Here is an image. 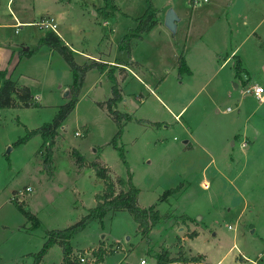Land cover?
Here are the masks:
<instances>
[{"label":"rangeland","instance_id":"obj_1","mask_svg":"<svg viewBox=\"0 0 264 264\" xmlns=\"http://www.w3.org/2000/svg\"><path fill=\"white\" fill-rule=\"evenodd\" d=\"M169 9L179 18L175 33L165 26ZM148 10L157 24L138 35ZM10 11L30 25L9 26ZM51 15L78 65L105 67L86 73L75 109L54 139L49 175L44 139L30 133L52 123L74 85L61 55L39 46L44 32L33 25ZM180 55L188 72L175 67ZM0 72L31 94L29 107L0 109V264H34L47 231L64 230L95 207L103 184L91 163L107 167L114 182L129 171L138 206L155 207L162 219L147 242L128 212H108L70 240L74 255L96 253L105 241L121 249L103 264H157L161 250L204 255L208 263L264 264V103L242 94L253 84L264 87V0L198 6L190 0H0ZM115 85L121 100L114 110L125 116L116 147L110 143L118 125L100 106ZM202 177L207 190L197 183ZM11 199H19L38 226ZM185 221L197 238L188 237ZM179 236L186 237L184 249ZM61 261V248L52 245L39 264Z\"/></svg>","mask_w":264,"mask_h":264},{"label":"trees","instance_id":"obj_2","mask_svg":"<svg viewBox=\"0 0 264 264\" xmlns=\"http://www.w3.org/2000/svg\"><path fill=\"white\" fill-rule=\"evenodd\" d=\"M157 24V20L153 18V14L148 10L144 15L139 18L137 31L138 35L150 32ZM256 36V35H255ZM39 46H46L51 51L57 52L61 55L64 61L70 68V71L74 75V85L70 89V100L64 106L60 108L57 115L54 117L52 123L46 124L38 129L33 130L31 134H40L44 139V157L43 166L44 169L50 175L51 163H52V147L55 137L58 135L57 131L59 127L62 126L65 119L73 112L76 103L78 101V95L80 89L85 80L86 73L91 69H103L105 64L101 62H92L87 65H78L73 57V51L67 47L61 40V38L54 33L52 30H46L42 38L40 39ZM236 75L241 76L244 70L241 67V61L239 58L236 59ZM126 66L122 63H117L116 66ZM112 66V65H110ZM118 66V67H119ZM175 67L179 69H186L188 72V67L186 66L184 57L180 55L176 60ZM31 99V94L29 88L25 86H19L15 81L5 78V74L0 72V109L4 108H17V107H29V101ZM121 100V94L119 93L116 85L112 88V98L102 103L101 107H106L109 115L113 121L118 125V133L113 138L110 143L116 147V140L122 132L121 121L124 120L123 114L114 110L115 105ZM72 155L75 158V162L84 166V158L76 151H72ZM119 157L122 162L126 165L124 155L122 151L119 150ZM90 168L93 169L95 176L103 184V189L96 193L94 208L89 209L88 213L83 216L76 224L64 229V230H51L46 232V242L35 257L34 264H39L43 255L52 245H58L62 250V264H78L76 261H72L70 256L72 254V246L70 240L81 233L86 226L96 219H102L103 216L108 212H128L133 221L137 225V229L140 232L143 239L149 242V235L154 226H156L161 221V216L155 207L151 206L149 208H141L138 206L137 197L139 195V190L132 183V175L128 171L127 179L118 178L114 182L109 176V169L100 163H91ZM116 186L121 189L117 192ZM177 189L167 191L160 199L166 195L173 194ZM11 201L16 203L18 210L25 216L27 222H31L33 226H38V221L36 217L31 214L28 210L24 209L21 202H16L11 199ZM197 236L196 233L190 234L189 238L193 239ZM96 257L97 264L103 263L104 251L98 249L94 253ZM203 259L202 255L193 256L189 259H185L182 256L177 258H170L167 251H162L160 254L156 255L157 264H171L175 262H185L186 264H201Z\"/></svg>","mask_w":264,"mask_h":264},{"label":"crops","instance_id":"obj_3","mask_svg":"<svg viewBox=\"0 0 264 264\" xmlns=\"http://www.w3.org/2000/svg\"><path fill=\"white\" fill-rule=\"evenodd\" d=\"M10 1V0H9ZM13 13H12V11H10V15H12ZM13 16V19H12V21L14 22V24H10L9 26H11V27H13V26H15V25H17V24H19L20 26H23V25H25V26H27V25H30L29 23H27V22H22V20H21V18H20V16H18V14H13L12 15ZM51 20V23L52 24H54L56 27H55V29L54 30H52L54 33H56L60 38H61V40H62V42L64 43V39L62 38V36L58 33V27H59V22H58V19L56 18V17H54V16H52L51 15V17L49 18V19H47V18H41V20L43 21V20ZM36 23H38V22H35L34 23V25L33 26H37V25H35ZM39 28V27H38ZM50 28H48V29H39V31H41V32H44L45 33V31L46 30H49ZM255 35H257L256 33H253V36H255ZM258 37V39L259 40H261V41H263L262 40V38L260 37V36H257ZM66 46H68V44L67 43H64ZM71 49V48H70ZM234 53V52H233ZM242 60V59H241ZM243 61V60H242ZM243 63V62H242ZM124 68H126V70H128V72H130V73H132L133 74V72L128 68V67H124ZM246 70V69H245ZM247 71V70H246ZM191 72V71H190ZM134 75V74H133ZM136 76V75H135ZM136 78H138L137 76H136ZM9 79H11V78H9ZM12 80V79H11ZM13 81H15V80H13ZM17 84H18V82L17 81H15ZM161 83V82H160ZM19 85V84H18ZM19 86H24V85H19ZM26 87V86H25ZM235 88L237 89L238 88V84H235ZM264 103V102H263ZM181 113V112H180ZM179 113V114H180ZM178 116H176L175 118H177ZM243 133H244V135H246V138H248L249 136H248V128H246L245 127V130L243 131ZM251 137V136H250ZM256 138V132H254V136H253V139H255ZM251 140V139H250ZM254 140H252V142H253ZM188 142H187V146H188ZM232 145H234V142H232L231 143ZM211 162H212V160H211ZM48 180H50V179H48ZM98 180V179H97ZM198 185H199V187L200 188H202V189H204V190H207L209 187H210V183H209V181H208V179L207 178H205V177H202V179H200V180H198ZM207 184V185H206ZM208 186V187H207ZM19 201V200H18ZM138 203V202H137ZM95 205H96V202H95ZM151 207V206H150ZM143 208V207H142ZM145 208V207H144ZM146 208H149V207H146ZM145 208V209H146ZM119 212H121V211H119ZM115 213H117V212H114V213H111V214H115ZM184 220H186V219H184ZM186 222V225L187 226H189L188 224H187V221H185ZM157 226V225H156ZM156 226H154L153 228H152V230H151V233L153 232V230H154V228L156 227ZM184 227H185V230L184 229H182V230H184V231H186V229H189L190 231L189 232H187V234L188 235H190V234H192V233H196V232H192V230L190 229V226L189 227H186L185 225H184ZM138 230V229H137ZM181 231V230H180ZM139 232V231H138ZM140 233V232H139ZM198 235V234H197ZM177 237V236H176ZM189 237V236H188ZM198 236H196L195 238H197ZM179 239H180V241H181V244L179 245V247H182L183 249H184V245H183V243H185L186 242V237L184 236H179L178 237ZM195 238H193V239H195ZM73 239V238H72ZM71 239V240H72ZM99 249H102V251H104V256H103V263H104V260H105V257L107 256V255H109V254H111V253H114V252H116V251H118V250H120L121 249V247H120V244H117V245H106L105 244V241H103V242H101V244H99ZM72 252H75V250H74V248L72 247ZM89 250V249H88ZM84 251H86V250H84ZM162 252V250L161 251H158V252H155V254L157 255V254H160ZM181 252V254L180 255H177V256H173V255H170L169 257L170 258H177V257H179V256H182L183 258H185V259H189L188 257H187V255H184L183 253L185 252V251H180ZM198 255H200V254H197V255H195V256H198ZM192 256H194V255H192ZM203 256V259L201 260V264H223L221 261H218V262H215V263H208V261H207V256H204V255H202ZM61 263H62V261H61ZM102 263V264H103ZM180 264V263H183V262H175V263H171V264ZM119 264H128V263H124V262H121V263H119ZM183 264H186L185 262L183 263Z\"/></svg>","mask_w":264,"mask_h":264},{"label":"built area","instance_id":"obj_4","mask_svg":"<svg viewBox=\"0 0 264 264\" xmlns=\"http://www.w3.org/2000/svg\"><path fill=\"white\" fill-rule=\"evenodd\" d=\"M209 0H190L191 4L193 6H198L201 4H205L208 3ZM19 25V24H18ZM35 25H37V27H39V29H48L49 30H54L55 29V25L51 23V20H43L40 21L38 23H36ZM242 94H250L254 97V99L259 103H263L264 102V87L258 85V84H253L251 86H249L247 89L242 91ZM33 100L35 102H37L39 100L38 96L33 97ZM227 111L229 112L230 109H227ZM76 136L79 135V133L75 134ZM242 148L246 147V143L243 142L241 145ZM31 188L27 187L25 189V192H30ZM23 194V192H19V196H21ZM19 200V199H18ZM19 202V201H18ZM72 261H76L78 264H97L96 262V257L94 255L93 251H84V253L79 254V255H74V253L71 254L70 256ZM140 264H146L145 260H141Z\"/></svg>","mask_w":264,"mask_h":264},{"label":"water","instance_id":"obj_5","mask_svg":"<svg viewBox=\"0 0 264 264\" xmlns=\"http://www.w3.org/2000/svg\"><path fill=\"white\" fill-rule=\"evenodd\" d=\"M178 21H179V18L176 15V13L172 9H169L165 15V26L171 33H175L176 23ZM183 144L186 145L187 141L183 142Z\"/></svg>","mask_w":264,"mask_h":264}]
</instances>
